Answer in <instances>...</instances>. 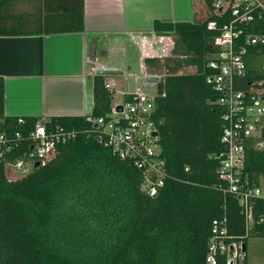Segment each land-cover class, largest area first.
Segmentation results:
<instances>
[{
  "label": "trees",
  "instance_id": "obj_1",
  "mask_svg": "<svg viewBox=\"0 0 264 264\" xmlns=\"http://www.w3.org/2000/svg\"><path fill=\"white\" fill-rule=\"evenodd\" d=\"M84 1L0 0V37L82 33ZM214 1L203 0L201 20L153 23L156 35L174 37L168 57L144 60L149 71L167 72L153 116L167 176L154 197L140 190V172L101 144L96 120L110 117L115 92L93 75L90 115L46 119L48 128L77 130V138L9 180L7 164L32 152L41 119L5 116L0 77V131L8 139L0 150V264H206L213 219H225L228 234L247 246L255 234L244 236L237 201L218 189L222 111L204 73L213 53L215 35L206 24L217 20ZM23 4L34 10L20 12ZM187 68L195 72L179 73ZM244 171L264 174V153L248 150ZM217 264H229L225 254ZM237 264H249L247 255Z\"/></svg>",
  "mask_w": 264,
  "mask_h": 264
},
{
  "label": "built area",
  "instance_id": "obj_2",
  "mask_svg": "<svg viewBox=\"0 0 264 264\" xmlns=\"http://www.w3.org/2000/svg\"><path fill=\"white\" fill-rule=\"evenodd\" d=\"M213 15L217 20L206 24L215 35L213 53L204 73L206 83L217 95L215 104L222 111L218 189L237 201L245 223L244 236H257L258 229L264 226V174L250 176L244 168L248 150L264 153V0H215ZM254 24L257 32L251 26ZM156 44L155 55L148 53L145 59L170 55L173 39L169 35L156 37ZM144 47L154 49L151 45ZM144 60L139 74L96 61L87 63L92 65L91 74L104 78L105 88L110 91L116 93L115 79H126L123 103L113 104L110 117L97 119L95 127L101 144L138 170L142 177L140 190L154 197L164 187L167 176L153 120L156 98L163 96L160 86L167 72L149 71ZM130 79L139 85L137 90H130ZM117 106H121V112L116 111ZM47 122L41 119L36 123L31 134L35 141L32 152L12 164L23 176L28 174L26 168L32 170L36 162L44 164L56 154L58 145L75 140L79 134L61 126L48 128ZM7 142L0 131V150ZM258 201L262 209L256 205ZM210 232L206 264H217L220 254L226 255L229 264L245 259L247 246L244 250L243 239L228 234L225 219H213Z\"/></svg>",
  "mask_w": 264,
  "mask_h": 264
},
{
  "label": "crops",
  "instance_id": "obj_3",
  "mask_svg": "<svg viewBox=\"0 0 264 264\" xmlns=\"http://www.w3.org/2000/svg\"><path fill=\"white\" fill-rule=\"evenodd\" d=\"M196 3L85 0L82 33L0 37L5 116L49 119L90 115L92 74L87 61L107 65L105 60H129L125 69H118L139 68L148 53L155 55L157 51L154 21L193 22L204 15ZM144 44L154 49L147 50Z\"/></svg>",
  "mask_w": 264,
  "mask_h": 264
},
{
  "label": "rangeland",
  "instance_id": "obj_4",
  "mask_svg": "<svg viewBox=\"0 0 264 264\" xmlns=\"http://www.w3.org/2000/svg\"><path fill=\"white\" fill-rule=\"evenodd\" d=\"M197 1H198V3H196L197 8L202 7V9L204 11L203 12L204 15L202 14L201 17H199L197 19V20H201V18L206 17L205 15H207V11L205 9V5H204L203 0H197ZM17 9L20 10V12H25L26 10H29V12H30V11L34 10V5L23 4V5L18 6ZM202 16H204V17H202ZM170 37L172 39L174 38L172 36H170ZM156 58L159 59L158 57H156ZM164 59L165 58L159 59V60H164ZM88 61L94 62V60H91V59ZM101 61H103V60H101ZM105 61H106L105 63H107V65H110V66L115 65V67L122 68V69H125L126 68L125 66L130 64L129 60H118V61L105 60ZM89 62L87 64L89 66V71L91 72V66L92 65ZM132 72L139 74L138 67L133 68ZM193 72H195L194 68H187V69L181 70V72H179V73H193ZM125 80H126L125 78H118V79L114 80L116 93H115L114 98H113V104L120 105L123 103L124 95L122 94V92L124 91L123 89H124ZM129 84H130L129 86H130L131 91H135L139 88V85L136 84L133 79H130ZM25 171L27 173H29L31 170H30V168H26ZM6 175L10 180H16V179L23 176L21 174V172H19L12 164H7ZM246 244H247L246 254L248 257V263L249 264H264V236H250V238L247 239Z\"/></svg>",
  "mask_w": 264,
  "mask_h": 264
},
{
  "label": "water",
  "instance_id": "obj_5",
  "mask_svg": "<svg viewBox=\"0 0 264 264\" xmlns=\"http://www.w3.org/2000/svg\"><path fill=\"white\" fill-rule=\"evenodd\" d=\"M121 110H122L121 106H117L116 111L121 112ZM156 135H157V133H154V134H153V136H156ZM39 166H40V163H38V162H36V163L34 164V168H37V167H39ZM243 249L245 250V245H243Z\"/></svg>",
  "mask_w": 264,
  "mask_h": 264
}]
</instances>
